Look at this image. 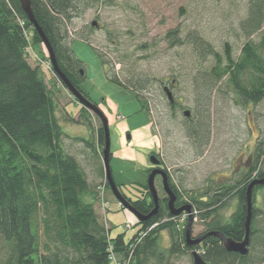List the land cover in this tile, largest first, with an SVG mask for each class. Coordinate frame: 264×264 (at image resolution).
<instances>
[{
  "label": "trees",
  "instance_id": "trees-1",
  "mask_svg": "<svg viewBox=\"0 0 264 264\" xmlns=\"http://www.w3.org/2000/svg\"><path fill=\"white\" fill-rule=\"evenodd\" d=\"M29 2L58 68L88 99L78 87L83 63L71 49L72 42L77 39L69 36V28L74 17L99 0ZM27 29L32 31V44L42 45L40 36L22 11L19 1L0 0V264H108L115 258L121 264H146L150 258L159 259L157 243L160 231L164 229L170 235V255L188 252L189 249L184 246L183 231L180 237L174 235L173 222L185 215L186 225L188 215L183 212L172 217L168 209L162 206H158L157 213L147 221L137 220L139 229L128 241L124 240L123 235L110 238L109 229L99 221L95 210L101 186L92 184L81 163L67 153L62 141L64 132L56 117V96L48 89L41 68L28 62ZM237 30L239 37L244 38L237 57L231 55L227 43L223 45V54L219 53L197 30H189L184 37L179 30H170L165 39L170 48L188 45L198 62L212 61L213 65L196 85L202 98L209 99L213 85L225 80L226 88L236 101L258 104L264 100V0H247L246 16L238 20ZM254 35L258 36L257 41L252 39ZM83 42L93 48L86 40ZM96 53L105 66L103 56ZM108 77L112 82L132 90L147 108L141 95L147 84L145 79L129 78L125 82L114 75ZM208 105L206 100L197 102L194 106L196 118L187 119L191 124L186 127V134L197 145L202 143L201 132L205 127ZM169 107H172L171 104ZM86 112L87 109L81 107L79 118L89 126V120L84 115ZM103 146L104 133L100 125L94 152L102 156ZM260 162L264 163V139L257 144L255 164L245 179L223 185L212 194L207 192L211 196L206 202L193 196L189 198L191 203H188V198L183 197V190L173 181L170 190L177 199L174 207L189 206L192 218L197 214L199 220H204L205 234L220 233L233 241H242L246 191ZM99 167L101 185L110 189L103 164ZM257 175L264 178V172L258 171ZM116 187L120 192L119 186ZM141 189V199L137 197L132 200L120 193L136 213L147 216L153 210L154 203L147 198V187L141 186ZM262 189L264 186H256L252 192L247 254L242 256L227 252L218 237L206 236L200 241L201 249L198 246L194 249L202 252L199 254L207 264L264 263V249L260 250L257 262L250 260L249 256L254 240L261 244L264 241L254 227L258 217L255 195ZM230 197L235 198L236 208L224 220L218 212ZM166 218L170 221L162 222Z\"/></svg>",
  "mask_w": 264,
  "mask_h": 264
},
{
  "label": "rangeland",
  "instance_id": "rangeland-1",
  "mask_svg": "<svg viewBox=\"0 0 264 264\" xmlns=\"http://www.w3.org/2000/svg\"><path fill=\"white\" fill-rule=\"evenodd\" d=\"M246 2L99 0L72 20L69 36L77 40L72 42L71 49L83 63L78 87L107 120L112 179L127 198L135 200L140 196L141 186L147 184L150 165L147 154L152 150L161 147L165 168L183 190V197L199 199L207 192L212 194L215 189L232 184L236 179L233 176L236 168L242 167L239 162L247 163L253 147L264 139V100L258 104L236 101L226 88L225 80L213 85L209 99L202 98L197 86L213 65L212 61L198 62L188 45L170 48L165 39L170 30H179L182 37L189 30H197L219 53L223 54V45L227 43L231 55L237 57L244 42L237 34V25L238 20L246 16ZM92 22L99 27H92ZM25 31L30 53L28 62L41 68L48 89L56 96V117L64 132L63 145L67 153L81 163L88 180L101 186L95 203L99 221L109 229L110 238L123 235L128 241L139 229L137 219L120 206L110 189L101 185L102 179L98 175L102 156L93 149L101 123L88 109L84 115L90 125L80 120L82 106L54 75L44 44L33 45L32 31ZM252 39L257 41L258 36L254 35ZM84 40L103 56L105 66ZM108 75L125 82L129 78L145 79L147 84L141 95L148 110L145 102L138 100L132 90L112 82ZM171 80L175 81L170 89L175 99L173 109L162 91V82L169 86ZM201 100H206L209 105L201 132L202 143L197 145L185 130L191 124L187 119L196 118L194 106ZM185 110L190 111L188 118L182 115ZM261 166L264 169V163ZM155 188L160 194L159 187L155 185ZM254 205L258 212L254 227L264 240V189L256 192ZM235 208L236 200L230 197L218 213L227 220ZM175 221L174 235L180 237L186 218ZM204 225V220L197 219L193 224V235L202 231ZM126 226L129 229H125ZM257 242L254 240L250 249L252 261H256L260 250L264 249V241L263 245ZM157 244L159 259L150 258L146 264H192L189 251L169 254L168 230H162ZM196 251L202 253L199 249ZM117 263L119 260L115 258L108 264Z\"/></svg>",
  "mask_w": 264,
  "mask_h": 264
},
{
  "label": "water",
  "instance_id": "water-1",
  "mask_svg": "<svg viewBox=\"0 0 264 264\" xmlns=\"http://www.w3.org/2000/svg\"><path fill=\"white\" fill-rule=\"evenodd\" d=\"M18 1L20 3L22 11L24 12V14L28 18L29 22L32 24L33 28L36 30V32L40 36L45 48L48 51L49 63L51 65L53 73L59 78V80L62 82V84L68 90V92L70 94H72V96L78 101V103L81 106H83V107L87 108L88 110H90L91 112H93L97 116V118L99 119V121L101 123V127H102L103 133H104V146L102 149V163H103V168H104V172H105V179L109 185L110 190L112 191V194L114 195V197L116 198L118 203L122 206V208L132 212L135 215L138 222L147 221L149 218H151L153 215H155L157 213V209H158V203H157L158 198H157L156 190L154 188V177L157 174V172L152 171L149 174L148 179H147V184H146L148 191L150 193L152 202L154 203V208L150 212L149 215L141 216L131 208L128 201L119 193V191L116 187V184H114V181L112 179L111 170H110V166H109L110 155H111L110 154V140H109L108 123H107L105 116L102 114V112L99 111V109L94 104L90 103V101L88 99H86L68 81V79L65 77V75L58 68V65L56 63L55 57L52 53V50H51L46 38L42 34L40 28L38 27V25L34 19V16H33L32 11H31L29 0H18ZM91 26L95 28L98 25L95 22H92ZM80 74H82V71H80ZM165 92H166L167 100L170 103H173L174 98H173L172 93L167 89H165ZM182 115L184 118H188L190 116V111L185 110L182 112ZM149 162H150V164H153V165L157 164V161L155 160V158H149ZM162 176H163V189H164V192L166 193V195L168 197L167 209L169 211V214L172 217H176V216H179L181 213L186 212V214L188 215L187 225H186V229H185V233H184L185 242H186L187 246H192V245L198 244L203 239V237L216 236L222 241V245L227 252L238 253L242 256L247 254V252H248L247 247L249 244V228H250V223H251V218H252V203H251L252 192H253L254 187H256V186H264V178L252 180L247 187V191H246V216H245V222H244V238L242 241L236 242V241H233L229 238H226L224 235H222L220 233H207L201 237L193 239L191 237V223H192L193 218L190 214V207L189 206H183L180 208L174 207V202L176 199L175 195L170 190V188L168 187L167 182H166V176L164 175V173H162ZM191 258H192V264H207L201 258L200 254L197 253L196 251H193L191 253Z\"/></svg>",
  "mask_w": 264,
  "mask_h": 264
},
{
  "label": "flooded vegetation",
  "instance_id": "flooded-vegetation-1",
  "mask_svg": "<svg viewBox=\"0 0 264 264\" xmlns=\"http://www.w3.org/2000/svg\"><path fill=\"white\" fill-rule=\"evenodd\" d=\"M99 26H97L96 28H98ZM175 85V81L174 80H171L170 81V85L169 86H167L166 85V83H165V81L164 82H162V91H163V93L165 94V96H166V92H165V89H167V90H169L170 92H171V88L173 87ZM172 93V92H171ZM173 95V94H172ZM166 98H167V96H166ZM174 98V97H173ZM169 102V101H168ZM169 104H171V108L173 109L174 107H175V99H174V102L173 103H170L169 102ZM258 144V143H257ZM257 144L255 145V147H253V152H252V155L251 156H249L248 157V161H247V163H242V162H239L240 163V165L242 166V167H240V168H236V172L233 174V176H235L236 177V179L234 180V182H240V181H242V180H244L245 179V177L248 175V173H249V171L253 168V166H254V164H255V160H256V147H257ZM161 147L160 148H157V149H155V150H152V151H150V152H148V154H147V158H155V160L157 161V164H150L149 165V168H148V170H147V173H148V176H149V174L152 172V171H155V172H157V174L155 175V177H154V188H155V185H156V187L158 188L159 187V190H161V193L160 194H158L157 193V191H156V193H157V198H158V201H157V203H158V206H162V207H166L167 208V204H168V197H167V195H166V193L164 192V189H163V176H162V173H164V175L166 176V182H167V185H168V187L170 188V186H171V183L173 182V178H172V175L170 174V172L165 168V163H164V161L162 160V158H164L163 157V155H162V152H161ZM261 161V160H260ZM150 163V162H149ZM258 171H260V172H264V169L262 168V166H261V162L258 164V169H257V172ZM257 172L255 173V174H253L251 177V179L252 180H254V179H260V178H262V177H260V176H258L257 175ZM159 173V174H158ZM264 177V176H263ZM233 182V183H234ZM146 187H147V185H145ZM218 189V188H217ZM216 189V190H217ZM155 190H156V188H155ZM146 194H147V198L150 200V201H152V199H151V196H150V193H149V191H148V188H147V190H146ZM120 193V192H119ZM121 194V193H120ZM122 195V194H121ZM211 196V195H210ZM210 196L209 195H206V194H204V196L202 197V198H199L198 200L199 201H204V202H206L207 200L206 199H208V198H210ZM139 199H141V198H143V194H141V196H139L138 197ZM177 200V199H176ZM197 201V200H196ZM188 203H191V200H189L188 199ZM197 219H199L198 218V216H197V214L194 216V218L192 219V223H191V237L193 238V239H196V238H198V237H201V236H203L206 232H205V228H203L202 229V231H199L198 233H197V235H193V224L197 221ZM167 221H170V219H168V218H166V219H164V220H162V222H167ZM162 222H160V223H162ZM187 225V224H186ZM186 225L184 224V229H183V235H184V233H185V229H186ZM164 231V230H163ZM161 232H162V230L160 231V234H161ZM159 234V235H160ZM170 246H171V244H170ZM184 246L185 247H187L188 249H189V252H190V255H191V253L193 252V251H196L195 249H194V247H196V246H198V248H200V247H202V243L201 242H199L198 244H196V245H192V246H187L186 245V242H185V235H184ZM197 253H198V251H196Z\"/></svg>",
  "mask_w": 264,
  "mask_h": 264
},
{
  "label": "built area",
  "instance_id": "built-area-1",
  "mask_svg": "<svg viewBox=\"0 0 264 264\" xmlns=\"http://www.w3.org/2000/svg\"><path fill=\"white\" fill-rule=\"evenodd\" d=\"M184 218H186L185 215H184ZM181 221H182V220H181ZM177 222H178V221H177ZM112 260H113V258H112ZM117 264H118V263H117ZM119 264H121V263H119Z\"/></svg>",
  "mask_w": 264,
  "mask_h": 264
}]
</instances>
